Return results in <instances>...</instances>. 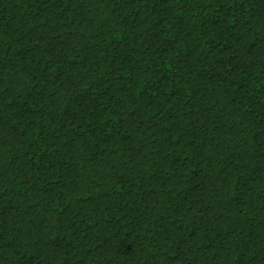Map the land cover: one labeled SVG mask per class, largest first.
Returning a JSON list of instances; mask_svg holds the SVG:
<instances>
[{
	"label": "trees",
	"instance_id": "trees-1",
	"mask_svg": "<svg viewBox=\"0 0 264 264\" xmlns=\"http://www.w3.org/2000/svg\"><path fill=\"white\" fill-rule=\"evenodd\" d=\"M0 264H264V0H0Z\"/></svg>",
	"mask_w": 264,
	"mask_h": 264
}]
</instances>
